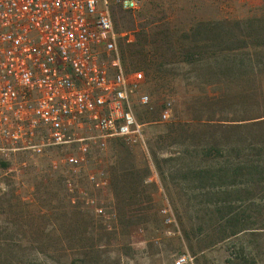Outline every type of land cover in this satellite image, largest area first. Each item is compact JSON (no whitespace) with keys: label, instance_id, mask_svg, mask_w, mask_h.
<instances>
[{"label":"rangeland","instance_id":"374dc122","mask_svg":"<svg viewBox=\"0 0 264 264\" xmlns=\"http://www.w3.org/2000/svg\"><path fill=\"white\" fill-rule=\"evenodd\" d=\"M113 10L125 67L144 74L153 107L137 108L147 150L111 139L78 169L60 149L0 157V264H172L181 253L264 264V0Z\"/></svg>","mask_w":264,"mask_h":264},{"label":"built area","instance_id":"2783aa9c","mask_svg":"<svg viewBox=\"0 0 264 264\" xmlns=\"http://www.w3.org/2000/svg\"><path fill=\"white\" fill-rule=\"evenodd\" d=\"M142 1L0 0V157L12 163L60 149L62 164L78 169L111 139L147 150L137 108L153 107L142 92L144 74L129 72L122 60L113 10L135 11ZM170 117L168 101L160 122ZM90 180L98 188L109 184L97 175ZM67 188L75 195L72 181ZM95 211L113 218L103 208ZM162 212L174 222L169 203ZM191 260L181 253L172 264Z\"/></svg>","mask_w":264,"mask_h":264},{"label":"trees","instance_id":"16d2710c","mask_svg":"<svg viewBox=\"0 0 264 264\" xmlns=\"http://www.w3.org/2000/svg\"><path fill=\"white\" fill-rule=\"evenodd\" d=\"M120 48H121V45H120ZM121 53H122V52H121ZM122 60H123V62H124L123 53H122ZM124 64H125V62H124ZM236 234H237V233H233V232H232V233L230 234V236H234V235H236Z\"/></svg>","mask_w":264,"mask_h":264}]
</instances>
